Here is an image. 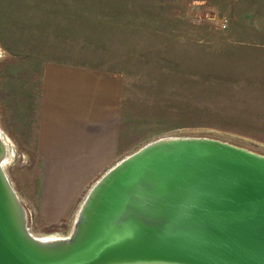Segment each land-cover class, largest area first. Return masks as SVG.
Wrapping results in <instances>:
<instances>
[{"label": "rangeland", "instance_id": "1", "mask_svg": "<svg viewBox=\"0 0 264 264\" xmlns=\"http://www.w3.org/2000/svg\"><path fill=\"white\" fill-rule=\"evenodd\" d=\"M47 61L122 77L119 156L79 177L70 207L53 219L40 206L34 151ZM0 137L27 231L52 240L70 236L106 170L155 139L211 138L264 156V0H0Z\"/></svg>", "mask_w": 264, "mask_h": 264}, {"label": "water", "instance_id": "2", "mask_svg": "<svg viewBox=\"0 0 264 264\" xmlns=\"http://www.w3.org/2000/svg\"><path fill=\"white\" fill-rule=\"evenodd\" d=\"M0 264H264V156L162 137L91 186L69 237L34 239L2 168Z\"/></svg>", "mask_w": 264, "mask_h": 264}, {"label": "crops", "instance_id": "3", "mask_svg": "<svg viewBox=\"0 0 264 264\" xmlns=\"http://www.w3.org/2000/svg\"><path fill=\"white\" fill-rule=\"evenodd\" d=\"M121 101L116 71L59 61L41 65L34 151L43 162L39 192L46 219L62 216L80 182L118 158Z\"/></svg>", "mask_w": 264, "mask_h": 264}, {"label": "bare ground", "instance_id": "4", "mask_svg": "<svg viewBox=\"0 0 264 264\" xmlns=\"http://www.w3.org/2000/svg\"><path fill=\"white\" fill-rule=\"evenodd\" d=\"M7 135V134H6ZM5 141V140H4ZM15 150V149H14ZM4 157V156H3ZM14 157V156H13ZM11 162V161H10ZM2 163H3V160H2ZM21 196V195H20ZM29 209V208H28ZM71 231V230H70ZM28 233L34 238V239H36V240H38V241H41V242H50V241H52V239L51 238H48V237H46V236H44V237H39V236H36L35 234H33V233H31L30 231H28ZM61 233V232H60ZM44 234V233H43ZM61 235V234H60ZM56 239H64V238H56Z\"/></svg>", "mask_w": 264, "mask_h": 264}]
</instances>
